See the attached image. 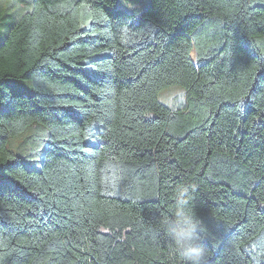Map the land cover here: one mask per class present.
I'll list each match as a JSON object with an SVG mask.
<instances>
[{
  "label": "trees",
  "instance_id": "trees-1",
  "mask_svg": "<svg viewBox=\"0 0 264 264\" xmlns=\"http://www.w3.org/2000/svg\"><path fill=\"white\" fill-rule=\"evenodd\" d=\"M180 210L264 264V0H0V264H182Z\"/></svg>",
  "mask_w": 264,
  "mask_h": 264
},
{
  "label": "clouds",
  "instance_id": "clouds-1",
  "mask_svg": "<svg viewBox=\"0 0 264 264\" xmlns=\"http://www.w3.org/2000/svg\"><path fill=\"white\" fill-rule=\"evenodd\" d=\"M176 224L177 228L170 233L173 252L181 258L182 264H206L207 253L199 235L201 222L190 210H180L177 212Z\"/></svg>",
  "mask_w": 264,
  "mask_h": 264
},
{
  "label": "rangeland",
  "instance_id": "rangeland-1",
  "mask_svg": "<svg viewBox=\"0 0 264 264\" xmlns=\"http://www.w3.org/2000/svg\"><path fill=\"white\" fill-rule=\"evenodd\" d=\"M157 98L168 107H182L185 102L184 90L176 85L163 88Z\"/></svg>",
  "mask_w": 264,
  "mask_h": 264
},
{
  "label": "snow or ice",
  "instance_id": "snow-or-ice-1",
  "mask_svg": "<svg viewBox=\"0 0 264 264\" xmlns=\"http://www.w3.org/2000/svg\"><path fill=\"white\" fill-rule=\"evenodd\" d=\"M132 2H133V3H135V2H136V0H132ZM124 11H125V12H127V14H128V15H131V14H132L131 12H128V10H127V9H124Z\"/></svg>",
  "mask_w": 264,
  "mask_h": 264
}]
</instances>
